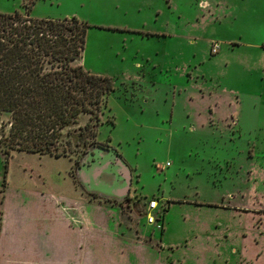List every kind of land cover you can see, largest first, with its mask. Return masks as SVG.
Returning a JSON list of instances; mask_svg holds the SVG:
<instances>
[{
    "label": "rangeland",
    "instance_id": "rangeland-1",
    "mask_svg": "<svg viewBox=\"0 0 264 264\" xmlns=\"http://www.w3.org/2000/svg\"><path fill=\"white\" fill-rule=\"evenodd\" d=\"M27 4L0 0V12L26 13ZM29 14L87 22L77 63L115 88L100 120L80 117L84 135L65 131L68 157L0 148L7 226L35 231V193L50 196L41 175L57 192V230L74 243L84 228L88 264H264V0H37ZM99 144L133 168L139 196L109 220L70 178ZM72 180L77 193L60 197ZM151 198L163 231L144 215Z\"/></svg>",
    "mask_w": 264,
    "mask_h": 264
},
{
    "label": "trees",
    "instance_id": "trees-1",
    "mask_svg": "<svg viewBox=\"0 0 264 264\" xmlns=\"http://www.w3.org/2000/svg\"><path fill=\"white\" fill-rule=\"evenodd\" d=\"M36 1L28 0L26 13L0 12V148L7 156L18 150L61 157L63 136L84 135L87 127L75 125L85 114L100 120L115 84L77 63L91 26L76 16L31 17Z\"/></svg>",
    "mask_w": 264,
    "mask_h": 264
},
{
    "label": "crops",
    "instance_id": "crops-1",
    "mask_svg": "<svg viewBox=\"0 0 264 264\" xmlns=\"http://www.w3.org/2000/svg\"><path fill=\"white\" fill-rule=\"evenodd\" d=\"M105 146L109 147V145ZM88 155H91V159L86 161V157ZM121 157L123 158L122 155ZM69 158L73 164L75 159L71 157ZM96 158L97 154L96 151H94V148L89 149L88 153L82 160H79L75 162L76 164L71 165L70 178L71 173H74V181L77 183L78 187L82 188L83 193L88 195L85 196L86 198H84V200H86V202H90V205L92 206H99L102 208L103 215L109 220L111 214H113V211L116 212L117 216L122 215L120 212V203L126 199H132V197H139L138 195H133V192H135L133 189L135 184V173L133 168L128 165L131 177V185L128 193L123 195V197L121 196V187L126 183L123 177L117 181V178L115 179V174L113 172L110 174L104 173L103 178L109 177V182L111 185H113L112 189L114 190L112 192V196L104 197L97 191L88 189L87 185L85 184L91 180L93 165L98 162ZM123 160L125 161L124 158ZM39 181L42 182L45 188L47 187V189L50 190V196H46L48 194L39 191V193H35V206L39 210V215H42L40 218L35 219V231L31 233L30 228H28L25 232L23 227L19 228L18 225H16L15 228L8 227L6 224V215L3 216L2 212L0 211V264H71V260L75 252L79 253L80 257L74 262V264H88V245L85 242L82 243V238L83 241L87 240V234L85 233L84 228H76V235H79L80 240L74 243L71 237V235H73L72 232L66 229L57 230L55 224L56 214L58 213V217L61 215L63 216L61 208L59 205H57L56 199H54L56 198L55 196L57 192L54 188L50 189V186L46 185V182L41 175H39ZM71 183L72 187L68 189H66V186H61L59 193L60 197L66 196L67 193H77L78 188L76 189L74 187L73 180ZM67 201L71 202L69 201V198ZM86 205L87 204H85V207ZM259 205L260 207H263V203H260ZM104 210L107 211L104 212ZM86 213H88V211ZM31 224H33V221L29 223V225ZM104 226H107V224ZM123 244L127 245V243ZM120 246L122 245H119V247ZM104 247H102V249ZM159 249L160 247H158V251ZM112 264H115V262L112 261ZM157 264H160V262L158 261Z\"/></svg>",
    "mask_w": 264,
    "mask_h": 264
},
{
    "label": "water",
    "instance_id": "water-1",
    "mask_svg": "<svg viewBox=\"0 0 264 264\" xmlns=\"http://www.w3.org/2000/svg\"><path fill=\"white\" fill-rule=\"evenodd\" d=\"M94 151H96V159L98 162L93 165L91 180L85 183L88 189L97 191L104 197L112 196V192L114 191L112 189L113 185L110 184L109 177L103 178V174H110L113 172L117 181H119L121 177H123L126 181V183L121 187V196L123 197V195L128 193L131 185L128 164L114 148L99 144L94 147ZM90 159L91 155H88L86 157V161H89Z\"/></svg>",
    "mask_w": 264,
    "mask_h": 264
},
{
    "label": "built area",
    "instance_id": "built-area-1",
    "mask_svg": "<svg viewBox=\"0 0 264 264\" xmlns=\"http://www.w3.org/2000/svg\"><path fill=\"white\" fill-rule=\"evenodd\" d=\"M219 45L214 43L212 50L214 53L218 52ZM159 208V201L156 198H151L144 204V215L146 216L147 223L160 230L164 229V216L158 215L156 212ZM160 214V213H159Z\"/></svg>",
    "mask_w": 264,
    "mask_h": 264
},
{
    "label": "flooded vegetation",
    "instance_id": "flooded-vegetation-1",
    "mask_svg": "<svg viewBox=\"0 0 264 264\" xmlns=\"http://www.w3.org/2000/svg\"><path fill=\"white\" fill-rule=\"evenodd\" d=\"M128 201H129V200L126 199L125 201H123L122 203H120V206L123 207V206H124V203H125V202H128Z\"/></svg>",
    "mask_w": 264,
    "mask_h": 264
}]
</instances>
